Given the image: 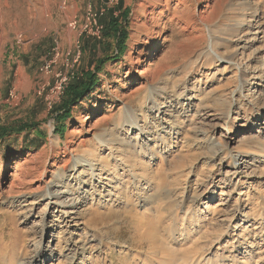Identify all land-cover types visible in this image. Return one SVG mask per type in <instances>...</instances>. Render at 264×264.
Here are the masks:
<instances>
[{
    "label": "rangeland",
    "instance_id": "rangeland-1",
    "mask_svg": "<svg viewBox=\"0 0 264 264\" xmlns=\"http://www.w3.org/2000/svg\"><path fill=\"white\" fill-rule=\"evenodd\" d=\"M61 1L0 0V124L35 125L0 143V264H20L43 238L50 252L41 264H264V0H122L109 11L128 31L124 54L59 122L63 112L36 94L41 67L58 43L64 70L78 36L68 23L82 22L90 0H68L64 12ZM248 14H256L259 40L213 45L224 59L246 47L242 68L212 62L211 34L232 37L225 29ZM83 46L77 78L106 52L93 39ZM12 89L17 106L6 104ZM207 109L226 117L203 128ZM103 138L118 141L121 154L101 149ZM79 157L95 161L102 182L74 170ZM53 183L85 201L78 223L48 206ZM222 193L230 195L229 226L218 222Z\"/></svg>",
    "mask_w": 264,
    "mask_h": 264
},
{
    "label": "bare ground",
    "instance_id": "bare-ground-1",
    "mask_svg": "<svg viewBox=\"0 0 264 264\" xmlns=\"http://www.w3.org/2000/svg\"><path fill=\"white\" fill-rule=\"evenodd\" d=\"M201 13H204V11H202ZM256 14H248L246 16H243L241 18V20L237 21V22H233V24H229V26L225 29V32H229V33H232V37H224V36H216L214 34H211L210 36V46L207 48L208 51H206L205 53L208 54L207 56H209L211 59H212V62L215 61V62H224V63H227V65H230L231 67H235V66H238L239 68H242L240 63L238 64L237 63V57L239 55V53H241L242 55L244 54L245 50L247 49L246 47H240L237 49V52L236 54L228 57V58H223L217 51H215V49L213 48V45L217 42V40H219V42L221 43V45L223 44L224 45V42L225 43H228L230 42L233 38H237L239 37L240 35L242 37H246V38H251L249 41H256V40H259L260 37V31L256 30L254 31L253 28L257 27L258 24L256 23V19L257 17L255 16ZM252 36V37H251ZM231 38V39H230ZM262 40L264 42V36L262 37ZM248 41V42H249ZM264 45V44H263ZM226 47V46H225ZM202 55V54H201ZM201 55L199 57H201ZM204 58V57H203ZM226 60V62H225ZM230 69V68H229ZM241 70V81H240V90H242L244 88V85L247 83V80L245 79L246 78V72L247 70H243V69H240ZM249 70V69H248ZM256 70V69H255ZM239 72V71H238ZM261 71L258 70V75ZM256 73V72H255ZM253 74V78H256L258 79V75L257 74ZM262 74H264V71L261 72ZM260 73V74H261ZM257 75V76H256ZM260 76V75H259ZM245 79V80H244ZM205 107V106H204ZM201 110V109H200ZM223 110V109H222ZM211 110H203V111H200L202 112V118H200V123L203 126H205V123L206 122H209V123H215L217 122L219 119L221 118H224L226 117V113H219L218 111H214V112H210ZM199 112V111H198ZM129 115V114H128ZM200 115V114H199ZM130 120L132 123H135V119L133 118L132 114H130L129 116ZM208 124V123H207ZM207 126V125H206ZM201 128V127H200ZM204 128V127H203ZM200 130V129H199ZM200 132V131H199ZM202 135H203V132H200ZM206 134V133H205ZM201 136V135H200ZM208 138V137H207ZM245 139V138H244ZM99 146L101 149H108L110 150V152H115L118 153V154H121V147L119 146L118 144V141H115L113 139H107V138H103V139H99ZM200 141V140H199ZM209 142V141H208ZM221 144V143H220ZM251 144V143H250ZM256 145V144H255ZM253 146V145H252ZM253 148V147H252ZM261 149V148H260ZM244 152V151H243ZM244 154V155H243ZM246 155V156H245ZM240 157H243L244 159L245 158H249V157H252L253 158V154H250V153H247V152H240L239 154ZM258 157V156H257ZM126 159V158H125ZM236 159V158H235ZM250 159V158H249ZM116 160V159H115ZM243 161V160H242ZM128 162V160H127ZM80 167H83L85 169H87L89 172H90V176L91 178L94 180V181H97L98 178L99 180L101 181L102 180V174L101 172L98 171V165L95 164V161L92 160V159H87L85 157H79L76 159L75 161V165H74V170L78 169ZM246 169H248L249 167L247 166L246 164ZM132 170V168H131ZM239 168L237 167V164L234 166V169L233 171L234 174H236V171H238ZM257 172V171H256ZM253 173V172H252ZM251 173V174H252ZM135 177H138L139 178V175L138 174H135L133 173ZM231 174V173H230ZM79 175V174H78ZM98 180V181H99ZM102 182V181H101ZM216 184H219V183H216ZM216 184H215V187H216ZM221 185V184H219ZM61 187V184L58 183H53L49 186V190L47 193L44 194L43 198L45 199V201L48 203V206L52 209H54L55 207H61L64 211V215L66 216L65 219H70L71 222L74 221L75 223H78V221H76L77 219V215H78V209L79 207L85 203V201H81V199H79V197L77 198L76 197V194L75 192L68 187H64V188H60ZM73 188V187H72ZM79 191V190H78ZM222 196H226L227 197V200H225V202L223 201L220 205H221V212L223 213L222 214V220L218 221L219 222V225L221 226L222 223H226L225 226H229L232 224V222H234V217H232V215L230 216H225V214L227 212H224V211H227V210H231L228 209L230 207V200H228V197L230 195L228 194H221ZM37 203V202H36ZM33 205L35 204L34 201L32 203ZM29 205V204H28ZM30 206V205H29ZM51 210V209H50ZM237 213H241V209L240 207L237 209ZM225 213V214H224ZM234 213L236 214V211H234ZM221 214V213H220ZM242 214V213H241ZM63 215V216H64ZM227 215V214H226ZM229 215V214H228ZM69 220V221H70ZM66 221V220H65ZM141 224V223H140ZM66 228H68L70 226V223H67V224H64ZM143 225V223H142ZM224 225V224H223ZM145 226V225H144ZM240 225L236 224L235 227H238ZM256 228V227H255ZM144 229V228H143ZM260 229V228H259ZM145 230V229H144ZM257 230V228H256ZM49 229L48 228H45L43 230V233L49 234ZM143 231V230H142ZM218 231V230H217ZM66 231L64 230H61V232L59 233L60 235L65 233ZM138 232V231H137ZM219 232V231H218ZM217 232V233H218ZM216 233V234H217ZM222 232L220 231L219 234H218V238L217 240L223 235V233L221 234ZM253 233V232H252ZM143 234V233H142ZM214 234V233H213ZM221 234V235H220ZM148 235V234H147ZM141 236V235H140ZM220 236V237H219ZM60 237V236H59ZM254 237V236H253ZM45 239V238H43ZM43 239H41V241L39 242L38 245H35L33 249H38L34 252V250H32L31 254L27 253L26 255V258H24V260L20 263V264H41L42 263V260L45 259L46 255L48 252H50V247H46L43 250ZM155 239V238H154ZM215 239V238H213ZM157 241V240H156ZM209 241V240H208ZM212 241V239H211ZM209 243V246L211 245L210 242ZM82 245V244H81ZM208 245V244H206ZM205 246V245H204ZM207 247V246H206ZM202 248V247H201ZM205 248V247H204ZM202 248V249H204ZM155 249V248H154ZM201 249V250H202ZM96 250V249H95ZM158 250V249H157ZM29 251V250H27ZM98 251V249H97ZM260 252V251H259ZM29 254V255H28ZM250 254V253H249ZM260 255L262 256V253H260ZM89 259V258H88ZM248 260V259H247ZM70 261V259H69Z\"/></svg>",
    "mask_w": 264,
    "mask_h": 264
},
{
    "label": "built area",
    "instance_id": "built-area-1",
    "mask_svg": "<svg viewBox=\"0 0 264 264\" xmlns=\"http://www.w3.org/2000/svg\"><path fill=\"white\" fill-rule=\"evenodd\" d=\"M95 1L101 4L100 9L93 4ZM121 1L122 0H90L82 22L79 21L77 17L69 21V28L72 31H76L78 36L74 51H69L67 54L64 70H57L62 58L58 43L55 44L41 67L44 81L38 87L36 94L38 97L45 98L50 110L62 101L71 81L76 78L74 68L81 61L83 56V40L85 38L95 41H100L102 39L104 25L101 23L100 19L110 9L118 6ZM59 9L63 12L66 11L68 9V0H62ZM20 41L21 38H19V42ZM19 101L17 90L12 89L8 94L6 104L9 106H17Z\"/></svg>",
    "mask_w": 264,
    "mask_h": 264
},
{
    "label": "trees",
    "instance_id": "trees-1",
    "mask_svg": "<svg viewBox=\"0 0 264 264\" xmlns=\"http://www.w3.org/2000/svg\"><path fill=\"white\" fill-rule=\"evenodd\" d=\"M120 5H122V1L120 2ZM126 15H124V17H126ZM114 16L115 15L110 12L109 14L101 17L100 21L104 25L103 37L100 41L93 40L94 42L101 43V45L104 46L106 52H104L103 57L97 60L93 71H88L83 74L82 77H76L71 81L61 104L52 109L55 114L61 111L63 112L62 116L59 115L57 117L59 122L70 118L71 110H73L75 106L83 101L95 89L99 80L98 73L102 71L104 65L108 61L118 58L124 54L129 34L126 30V26H123L122 24V19L120 23L118 17ZM126 19L127 18H125V20ZM33 126L35 125L22 122H15L6 125L0 124V143L5 142V139L9 136L22 134L23 132L33 129ZM56 132L61 133L60 128L57 127ZM36 146L39 148L41 145L37 143Z\"/></svg>",
    "mask_w": 264,
    "mask_h": 264
},
{
    "label": "crops",
    "instance_id": "crops-1",
    "mask_svg": "<svg viewBox=\"0 0 264 264\" xmlns=\"http://www.w3.org/2000/svg\"><path fill=\"white\" fill-rule=\"evenodd\" d=\"M123 1H124V0H123ZM123 1H122V2H123Z\"/></svg>",
    "mask_w": 264,
    "mask_h": 264
}]
</instances>
